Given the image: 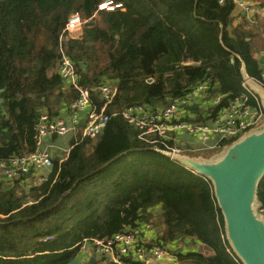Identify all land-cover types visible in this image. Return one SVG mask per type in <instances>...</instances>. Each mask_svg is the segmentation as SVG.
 <instances>
[{
    "label": "trees",
    "instance_id": "1",
    "mask_svg": "<svg viewBox=\"0 0 264 264\" xmlns=\"http://www.w3.org/2000/svg\"><path fill=\"white\" fill-rule=\"evenodd\" d=\"M103 1L0 0V160L34 151L42 113H67L77 95L57 74L59 36L72 14L87 20ZM111 1L121 8L99 12L79 38L63 43L97 108L96 89L115 87L107 114L135 105L156 110L207 82L204 101L218 103L190 109L191 121L206 122L245 93L244 74L261 80L264 16L234 26L232 0ZM75 140L42 182L0 180V264H69L82 239L148 223L161 226L165 245L187 238L213 252L178 253L179 264H244L208 177L151 150L120 116L96 139ZM253 207L264 221V175Z\"/></svg>",
    "mask_w": 264,
    "mask_h": 264
},
{
    "label": "built area",
    "instance_id": "2",
    "mask_svg": "<svg viewBox=\"0 0 264 264\" xmlns=\"http://www.w3.org/2000/svg\"><path fill=\"white\" fill-rule=\"evenodd\" d=\"M217 1L222 5L225 0ZM232 3L234 9L242 11L251 19L255 16H264V6L256 0H232ZM121 6L111 0H105L97 5L95 12L87 20H82L78 14L69 17L59 36L57 74L66 87L76 92L77 97L69 104L66 114L55 118L49 117L46 113L39 116L34 135V151L26 155L12 156L8 160H0V180L14 181L32 177L33 184L42 182L44 171H48L52 164L54 147L49 140L65 137L67 134L75 135L77 131L81 136L75 140V144L83 139L94 140L115 116L122 117L137 131L139 141L151 150L168 156L171 162L179 165L175 159L178 156L201 157L207 153L221 152L232 142L248 134L251 129H257L263 124L262 104L245 81L241 84L245 93L233 99L206 122H193L187 113L192 114L189 109L205 104V94L209 86L207 82L194 85L184 98L174 99L156 110H147L145 106L135 105L111 114H107L105 110L113 101L116 89L114 86L102 84L96 91L103 104L97 108L91 100L89 90L78 83L76 68L66 54L63 43L68 39L79 38L85 24L91 23L99 12H111ZM249 80L264 88V71L261 80L250 77ZM218 101L219 98L212 100L213 104ZM182 137L188 138V142L181 141ZM144 225L146 229L152 228L151 223ZM173 244L174 247L171 248L169 244L165 245L159 239L146 242L139 236L137 228H125L102 239L84 238L74 247L78 248L76 259L82 264L90 258L100 259L102 264H155L177 260L176 255L182 245L179 242Z\"/></svg>",
    "mask_w": 264,
    "mask_h": 264
},
{
    "label": "water",
    "instance_id": "3",
    "mask_svg": "<svg viewBox=\"0 0 264 264\" xmlns=\"http://www.w3.org/2000/svg\"><path fill=\"white\" fill-rule=\"evenodd\" d=\"M92 25L94 22L85 24ZM259 61L262 64V57ZM243 81L259 98L264 110V88L256 82L258 88L253 86L246 74ZM175 159L182 167L212 181L227 239L239 259L244 264H264V221L256 217L253 207L257 185L264 175V130L244 135L214 162L198 163L182 156ZM88 263L96 262L90 258ZM69 264L82 263L75 258Z\"/></svg>",
    "mask_w": 264,
    "mask_h": 264
},
{
    "label": "crops",
    "instance_id": "4",
    "mask_svg": "<svg viewBox=\"0 0 264 264\" xmlns=\"http://www.w3.org/2000/svg\"><path fill=\"white\" fill-rule=\"evenodd\" d=\"M261 4L264 6V3H261ZM232 16L234 18V21H233V25L234 26H236V25H238V24H240L242 22H245V24L251 25V23H252V21L254 19L253 17L251 19L250 16L245 15V13H243L242 11H239L237 9L233 10ZM260 17H262V16H260ZM261 57H262V55H260L259 58H261ZM251 83H252L253 86L258 88L257 87L258 85L255 82L251 81ZM205 102L208 103V104H206V105L205 104L198 105V108L202 112H206L207 107H211L212 105H214L212 100L211 101L209 100V102H207V100H206ZM192 109L193 108H191V110ZM187 115H188V117L190 119H194L195 118V114L194 113H193V115L187 113ZM70 139H72V137H69V138H66V139H64V137H59V138H53V139L49 140V142L54 147L53 150H52V154H54L57 149H59L61 151H67L69 149L67 144H68ZM184 140L186 142H188L189 139L186 138V137H182L181 141H184ZM57 141H59V142H57ZM191 141H192V139L190 140V142ZM56 158L59 161L64 159V157L61 158V157H58V155H56ZM44 172L46 173L47 171H44ZM157 211H158V208H155L153 210V212H157ZM161 229L162 228L159 225H156V226L152 225L151 229H146L145 225L142 224L141 226H139L137 228V231H138L139 236L141 237V239H143L146 242H151V241H155V240L159 239V236H160V233H161ZM179 243L182 245L179 253H182V254H185V253H188V252H197L199 254H202L205 257H210L213 254L212 250L209 247H207V246H205L203 244H200V243H198V242H196L194 240H191V239H187L186 238V239H183V240L179 241ZM169 247L173 248L174 244L170 243ZM173 251L176 252L175 250H173ZM94 260L96 262L95 264H98V263L102 264L100 259L98 260V259L94 258ZM163 263H164V261L159 262V263H155V264H163ZM167 263L179 264V262L177 260L175 262H167ZM84 264H89V263H88V261H86Z\"/></svg>",
    "mask_w": 264,
    "mask_h": 264
},
{
    "label": "rangeland",
    "instance_id": "5",
    "mask_svg": "<svg viewBox=\"0 0 264 264\" xmlns=\"http://www.w3.org/2000/svg\"><path fill=\"white\" fill-rule=\"evenodd\" d=\"M206 104H208V103H205V105ZM264 130V122H263V124L259 127V128H257V129H251L249 132H248V134H254V133H259V132H261V131H263ZM80 132L79 131H77L76 133H75V135H70V134H67L65 137H64V139H66V138H69V137H72V139H77L78 140V136L80 135L79 134ZM241 138H239L238 140H240ZM57 142H59V141H57ZM63 147V146H62ZM228 147L229 146H227V147H225L224 149H223V151H221V152H217V153H207V154H205V155H202L201 157H197L196 155H192V156H188V158L189 159H191V160H193V161H195V162H198V163H202V162H207V163H209V162H214V161H216L217 159H219V158H221V156L222 155H224L225 154V152L227 151V149H228ZM67 151H61V150H59V149H57L56 151H55V153L52 155L53 157H52V159L53 158H55L56 157V155H58V157H63L64 156V154L66 153ZM60 158V159H61ZM33 181H34V179H31V183H33ZM261 213H262V211H260ZM156 219V218H155ZM152 224V223H151ZM153 225V224H152ZM163 264H175V263H167V262H164Z\"/></svg>",
    "mask_w": 264,
    "mask_h": 264
}]
</instances>
